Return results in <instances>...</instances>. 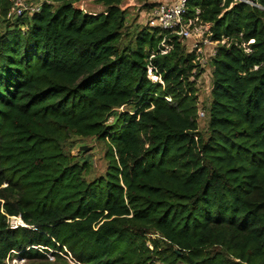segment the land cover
<instances>
[{"label":"trees","instance_id":"trees-1","mask_svg":"<svg viewBox=\"0 0 264 264\" xmlns=\"http://www.w3.org/2000/svg\"><path fill=\"white\" fill-rule=\"evenodd\" d=\"M76 1L8 19L0 0V264L49 249L78 264H264V0L188 1L218 41L205 129L204 71L178 37L157 54L163 33L128 25L123 0L94 15ZM77 137L105 144L104 174L70 153Z\"/></svg>","mask_w":264,"mask_h":264},{"label":"rangeland","instance_id":"rangeland-1","mask_svg":"<svg viewBox=\"0 0 264 264\" xmlns=\"http://www.w3.org/2000/svg\"><path fill=\"white\" fill-rule=\"evenodd\" d=\"M133 1V2H132ZM157 0H123L121 2L122 9L127 11V23L132 27L136 28V31H141L146 29V20L147 15L146 11L150 6L153 5ZM162 2H169V1H176V0H160ZM42 0H32V3L36 7V10L39 9ZM148 2V3H147ZM151 4V5H149ZM76 8H79L85 13L88 14H98L104 11L103 5L98 0H77L74 3ZM193 43V39L183 41V44L186 47V51L191 47ZM214 44L210 47H204L206 51L205 56L209 57L210 54L215 52L213 48ZM211 66L208 62L206 65L204 72L200 74L195 79L196 88H197V95L199 99V116H200V127L205 129L207 126V111L206 105L209 101V93L212 87V78H211ZM129 106H124L119 109L121 112H126L131 110ZM203 112V113H202ZM85 146L86 149H82L81 147ZM106 152V146L103 142H97L91 138H75V143L70 147V153L72 155H80L81 157H89L92 161V167L94 170V175H102L105 173L107 169V160L105 159L104 155ZM41 250V248H39ZM42 254H44V258H28V257H21L19 253L8 255L5 260L1 264H78L75 262L71 256H65L60 252H57L54 249H49L47 251L41 250ZM59 254V256L57 254Z\"/></svg>","mask_w":264,"mask_h":264},{"label":"built area","instance_id":"built-area-1","mask_svg":"<svg viewBox=\"0 0 264 264\" xmlns=\"http://www.w3.org/2000/svg\"><path fill=\"white\" fill-rule=\"evenodd\" d=\"M10 10L7 18L13 19L21 17L24 13L32 14L36 12V7L32 3V0H9ZM189 0H176L169 2H162L157 0L146 11L147 20L146 26L150 29H157L163 33L161 40L158 43L157 54H167L172 49L173 37H178L182 42L185 40L193 39V43L187 52L194 53L195 61L198 63L201 69H205L209 60L214 56L216 52V46L218 41H213L211 36V24L202 22L198 17L199 9L196 10V15L193 17L187 16ZM241 2L249 3L255 6L253 0H237ZM39 9H37L38 11ZM214 44L215 52L206 57V51L204 47ZM154 57L151 55L150 58ZM147 76L153 82L163 84V81L157 73L154 72V68L149 65L147 67ZM168 102L170 98L164 97ZM203 113V112H202ZM10 228H16L23 226L24 223L20 217L9 216Z\"/></svg>","mask_w":264,"mask_h":264},{"label":"water","instance_id":"water-1","mask_svg":"<svg viewBox=\"0 0 264 264\" xmlns=\"http://www.w3.org/2000/svg\"><path fill=\"white\" fill-rule=\"evenodd\" d=\"M255 5H256V4H255ZM81 148H82V149H86V147H85V146H82Z\"/></svg>","mask_w":264,"mask_h":264},{"label":"clouds","instance_id":"clouds-1","mask_svg":"<svg viewBox=\"0 0 264 264\" xmlns=\"http://www.w3.org/2000/svg\"><path fill=\"white\" fill-rule=\"evenodd\" d=\"M15 217H19V216H15ZM21 220H22V219H21ZM23 226H25V224H24Z\"/></svg>","mask_w":264,"mask_h":264},{"label":"crops","instance_id":"crops-1","mask_svg":"<svg viewBox=\"0 0 264 264\" xmlns=\"http://www.w3.org/2000/svg\"><path fill=\"white\" fill-rule=\"evenodd\" d=\"M133 2V1H132Z\"/></svg>","mask_w":264,"mask_h":264}]
</instances>
